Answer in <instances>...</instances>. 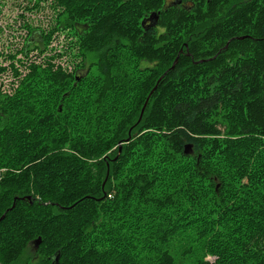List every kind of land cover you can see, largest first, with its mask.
Masks as SVG:
<instances>
[{
	"label": "trees",
	"instance_id": "obj_1",
	"mask_svg": "<svg viewBox=\"0 0 264 264\" xmlns=\"http://www.w3.org/2000/svg\"><path fill=\"white\" fill-rule=\"evenodd\" d=\"M55 6L0 89V264H264V0Z\"/></svg>",
	"mask_w": 264,
	"mask_h": 264
},
{
	"label": "rangeland",
	"instance_id": "obj_2",
	"mask_svg": "<svg viewBox=\"0 0 264 264\" xmlns=\"http://www.w3.org/2000/svg\"><path fill=\"white\" fill-rule=\"evenodd\" d=\"M55 0H0V65L7 66L5 71H0V89L4 92L11 91L12 84H16L14 71L9 68L10 63H14L19 70H25L20 61L37 62L45 60L53 50L61 52L64 50L65 41H74V29H67L66 32L72 37L64 36L66 32L59 30L60 19L56 17L57 13L61 12L60 7H54ZM57 23V32L54 35L51 43L40 42L39 31L34 33V42L26 48L27 40L32 35L33 31L44 30L45 33H50ZM68 35V34H67ZM48 36V35H47ZM48 39V38H47ZM47 49H45V46ZM52 48V50H51ZM25 49L26 52H25ZM42 50V51H41ZM78 47H74L71 51L72 57L68 54L57 62L62 64L68 71H73L75 66L80 62L81 58L76 55ZM23 63V64H25ZM21 64V67H20ZM191 149L186 150V153H191ZM7 169L1 168L0 171L5 173ZM210 262L215 260L214 256L206 257Z\"/></svg>",
	"mask_w": 264,
	"mask_h": 264
},
{
	"label": "water",
	"instance_id": "obj_3",
	"mask_svg": "<svg viewBox=\"0 0 264 264\" xmlns=\"http://www.w3.org/2000/svg\"><path fill=\"white\" fill-rule=\"evenodd\" d=\"M154 17H155V19L158 18V16H157L156 14H154V13L151 14L150 18H148V20L151 21V24H150L149 26H151V25L153 26V25L156 24V20L153 19ZM146 21H147V20H144V21H143V24H145ZM155 88H156V86L154 87V89H155ZM154 89H153V90H154ZM153 90H152V91H153ZM150 94H151V93H150ZM144 108H145V106H144L143 109H142V113H143V111H144ZM120 149H121V147H120ZM4 216H5V214L1 217V219L4 218ZM40 243H41V238H38V239H36V240L34 241V244H35V248H36V249H38V247L40 246Z\"/></svg>",
	"mask_w": 264,
	"mask_h": 264
},
{
	"label": "flooded vegetation",
	"instance_id": "obj_4",
	"mask_svg": "<svg viewBox=\"0 0 264 264\" xmlns=\"http://www.w3.org/2000/svg\"><path fill=\"white\" fill-rule=\"evenodd\" d=\"M176 0H166V2H175Z\"/></svg>",
	"mask_w": 264,
	"mask_h": 264
},
{
	"label": "built area",
	"instance_id": "obj_5",
	"mask_svg": "<svg viewBox=\"0 0 264 264\" xmlns=\"http://www.w3.org/2000/svg\"><path fill=\"white\" fill-rule=\"evenodd\" d=\"M1 176H2V171H0V178H1Z\"/></svg>",
	"mask_w": 264,
	"mask_h": 264
}]
</instances>
